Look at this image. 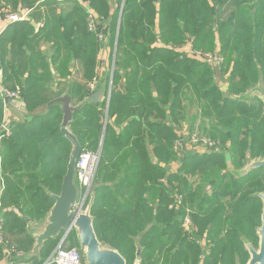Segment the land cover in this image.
Segmentation results:
<instances>
[{"label":"trees","instance_id":"16d2710c","mask_svg":"<svg viewBox=\"0 0 264 264\" xmlns=\"http://www.w3.org/2000/svg\"><path fill=\"white\" fill-rule=\"evenodd\" d=\"M85 2L0 0L12 12L17 7L32 11L28 20L10 24L2 34L0 70L5 86L19 89L27 112L67 90L72 104L80 105L68 127L82 151L98 148L105 125L94 180L104 185L95 190L90 208L98 240L116 249L126 264L136 258L138 236L139 264H197L205 250L180 233L186 207L194 211L195 230L204 231L213 244L202 264H235V254L244 262V240L254 239L260 225L257 194L264 192V167L242 177L224 169L226 154L232 170L241 169L247 158L264 157L263 101L222 97L211 64L175 47L189 42L201 53L218 54L231 93L258 81L259 74L264 80V0ZM87 7L106 25L103 41L88 31ZM32 20L41 21L37 32ZM104 38L114 64L105 78L111 81L107 112L105 100L83 103L99 76ZM41 42L47 50H41ZM2 116L0 100V126ZM61 121L60 107L52 105L29 121H6L8 135L0 137L4 233L21 253L33 244L22 217L40 221L54 201L46 190L60 191L70 148ZM180 122L190 134L196 129L199 138L219 139L226 152L183 148L178 155L176 141H190L177 135ZM174 163L175 172L169 168ZM171 203H177V212ZM59 237L46 240L30 260L14 256L15 264H42ZM68 238L67 246L76 245L73 229ZM3 260L0 245V264Z\"/></svg>","mask_w":264,"mask_h":264},{"label":"water","instance_id":"95a60500","mask_svg":"<svg viewBox=\"0 0 264 264\" xmlns=\"http://www.w3.org/2000/svg\"><path fill=\"white\" fill-rule=\"evenodd\" d=\"M53 76L55 77L54 74ZM217 80L220 81L217 84L220 88L224 89L223 92L227 95L224 97H229L233 100H240L241 98L244 99L245 96L252 95L253 93L260 96V94L254 89L250 91V93L243 94L241 97L236 98V96H233L228 92V86L225 82V79L221 78V80ZM104 92L105 90L102 88V86H98L97 89L87 97V99L84 101V104L87 102L98 104ZM67 93L68 92L51 100L49 103L41 105L31 113L27 112L26 108L23 105H20V108L23 109V111L25 110L24 113H22L21 118L26 120H31L33 117L44 114L52 105L60 106V109L62 111L61 132L71 144V150L68 156L66 171L62 177L60 191L58 194L48 193L54 200V203L49 209V212L47 213L43 224L35 228H30V226L28 227L27 224L26 229L29 235L34 239V247L33 251L28 253L24 257L30 258L32 256H39V249L46 240L50 238H58V236L62 232L65 233L72 228L79 246L78 249L81 252L82 264H126V260L116 249L98 240L94 231L93 217L90 213V208L93 201V193L95 192V189L99 186V184L94 183L92 186L89 195V197H91L92 199L90 203L86 204L83 207V202L79 201L80 189L76 183L75 178V163L78 154L82 150V147L77 138L69 130L68 124L72 120L73 112L76 111L80 105H72L71 97ZM105 99L108 106V92ZM262 100L264 104V98H262ZM103 137L104 128L99 142L100 149L102 147ZM226 164L227 171L233 173L234 175H239L240 177H242L254 168L264 167V157H258L251 160L250 163L245 164L246 166L244 168L242 167L239 170H232L228 159ZM257 196L261 199L262 202L260 225L257 229L259 242L257 249L253 248L246 242L244 243L245 249L250 255L246 264H264V194L258 193ZM22 219L28 222L25 217H22ZM140 252L141 248L137 246L136 258L138 261L134 264L140 263Z\"/></svg>","mask_w":264,"mask_h":264},{"label":"built area","instance_id":"2783aa9c","mask_svg":"<svg viewBox=\"0 0 264 264\" xmlns=\"http://www.w3.org/2000/svg\"><path fill=\"white\" fill-rule=\"evenodd\" d=\"M30 11L31 9L28 8L17 12H12L8 8L0 4V41H1V36L6 30V28L14 22L25 20L28 14L30 13ZM87 28L88 31L95 34L98 40L100 41L103 40V32L98 27L96 16L89 9L87 10ZM184 48H185V44H182L179 47L178 46L175 47V50L183 51L185 54H187L188 56L194 59L211 63V56L209 54H203L194 49L192 52H190L189 50L188 52H185ZM217 55L218 54L216 55L213 54L214 57L212 59L214 63L219 65L220 62L222 61V58L219 55L218 56ZM94 88H95V81L93 80L89 84V89L93 90ZM19 97H20L19 89L13 90L7 88L3 84L2 78L0 76V100L2 102L3 107L8 106V104L11 102L17 101ZM1 129L4 132L0 134V137L7 136L8 129L6 127L5 122H2ZM195 136L196 135H193L191 139L193 145L199 143L200 145H203V147L206 148L209 145H212L210 148L218 149L217 147H214L213 144L211 143L209 145H206V142L210 141L209 139L208 140L202 139L199 138L198 136L195 138ZM210 142L214 143L215 141H210ZM100 157H101V149L98 147L93 152L81 150V152L78 154L76 158L75 178H76V183L80 189L79 201L83 202L82 206L89 198L92 186L94 184V178L98 168ZM1 192H2V187H0V196H1ZM176 202L179 203L180 199H176ZM188 215L189 214L187 213L183 217L181 226L185 235H189L193 237L195 228L191 218ZM71 231L72 228L66 231L65 233L62 232L60 234L59 237L60 239L58 240L56 247L43 261L42 264H82V256L79 249L75 247L67 246L68 237ZM197 242H200V240L197 239ZM0 245L3 248V255H4V260L2 264H15V260L13 257L20 255L21 252L17 250L16 246L6 237V234L4 233V219H3V210L1 207V202H0Z\"/></svg>","mask_w":264,"mask_h":264},{"label":"rangeland","instance_id":"374dc122","mask_svg":"<svg viewBox=\"0 0 264 264\" xmlns=\"http://www.w3.org/2000/svg\"><path fill=\"white\" fill-rule=\"evenodd\" d=\"M82 5L83 4H85L86 2H85V0H78ZM123 1V0H122ZM111 6H114V3H112L111 4ZM89 8V7H88ZM12 9V8H11ZM24 9H28L27 7H17V9H14V11H18V10H24ZM90 9H92V11L95 13H93L92 11V13L94 14V15H96V17H97V14H96V12L93 10V8H90ZM113 10V8L111 7L110 8V10L109 11H112ZM11 11H13V10H11ZM121 11V5H120V7H119V12ZM97 19V18H96ZM118 20H119V15H118V18H117V21H116V25H118ZM97 21V20H96ZM98 23V27H99V29H101L102 31H103V29H105L106 28V25H104L105 23H102V22H97ZM214 29H215V27H214ZM104 34V33H103ZM95 35V34H94ZM96 37V36H95ZM97 39V38H96ZM98 40V39H97ZM98 41H100V40H98ZM101 41H103V40H101ZM101 43H103L104 45H106V48L107 49H109V46H108V41H107V39L105 40V38H104V42H101ZM101 43H99V45H101L102 46V44ZM181 46V45H180ZM46 48H45V50H47L48 49V45L47 46H45ZM177 47V46H176ZM179 47V46H178ZM192 48V49H191ZM104 49H105V46L102 48V50L100 51V52H98V55H99V60L101 61L102 59H105V61H104V63H103V66L105 67V71H103V72H101L99 69V72H98V74H99V77H96V78H94L97 82V84L100 82V81H107V79L105 80V78H106V76H111V69H113L114 68V64L112 63V61L111 60H109V55H111V53L109 54V53H105V51H104ZM193 45L191 44V43H186L185 44V48H184V51L185 52H188V50L190 51V52H192L193 51ZM219 49V47H217V50ZM194 50H196V51H198L197 49H194ZM203 54H209L210 56H211V67H212V70H213V73H214V80H215V83H217V82H220V81H218L217 79H219V80H221V78L222 79H224V75L222 74V70H221V65H217L216 63H214L213 62V54L214 53H210V50H208L206 53H203ZM115 57V52H114V49L112 50V57ZM218 56V55H217ZM111 61V62H110ZM221 62H224V61H221ZM220 62V63H221ZM222 65H223V63H222ZM102 66V67H103ZM103 69V68H102ZM101 69V70H102ZM101 72V73H100ZM218 76H219V78H218ZM256 90L259 94H260V96L262 97V98H264V80H262V77H261V75L259 74V77H258V81H256L255 83H252L251 85H248L245 89H243L242 91H238L237 93H231L233 96H236V98L237 97H241L243 94H248V93H250V91H252V90ZM67 92V90L64 92V93H66ZM221 94V93H220ZM221 96L223 97L224 95L223 94H221ZM258 94H252V96L247 100V101H245L246 103H252V101L254 100V99H257V100H260L261 102L263 101L262 100V98L260 97ZM103 100H105L103 103L104 104H106L107 105V103H106V99L105 98H103ZM102 100V101H103ZM240 100H243V98H241ZM263 104V103H262ZM24 105V104H23ZM25 107V106H24ZM263 110H264V104H263ZM32 112V111H31ZM31 112H29V113H31ZM18 114H19V116H18ZM20 115H22V113H17V114H15L14 115V117H15V120H19L20 118H21V116ZM3 117V116H2ZM19 117V118H18ZM2 121L1 122H6V121H9L8 119H5L4 117L1 119ZM105 122V121H104ZM199 123H200V118H198L197 119V121H196V123H195V126H197V127H199L198 125H199ZM186 125V123H183V122H180L179 123V125H178V127H176V133H177V135H180L181 136V138H184V139H186V138H190V141L188 140H186L185 141V143L187 144H181V140H177L176 141V144L174 145V149H175V151H178L177 152V154L179 153V152H181L182 153V149L184 148L186 151H188L189 153H192L193 151L194 152H198V151H202V150H204V149H209V150H212V151H215V152H217L218 150L217 149H215V148H210L212 145H209L210 143L211 144H213V146L214 147H219L218 149L220 150V151H222V152H226L225 151V144L224 143H222V141H220L219 139H216V140H210V141H215L214 143H215V145H214V143L213 142H210V141H207L206 142V145H209L207 148L206 147H203V145H200L199 143L198 144H195V145H193V144H191V143H193L192 141H191V139H192V136L193 135H196L195 136V138L198 136L197 135V133H196V129L194 130L195 132L194 133H189L188 132V130H189V128H188V126H185ZM105 126V125H104ZM104 126H103V128H104ZM210 127V126H209ZM70 130V129H69ZM103 131V130H102ZM3 132V131H2ZM190 135V136H189ZM101 136H102V133H101V135H100V139H101ZM100 139H99V141H100ZM208 140V139H207ZM102 143H103V141H102ZM179 143V144H178ZM184 146V147H183ZM98 147H99V143H98ZM70 150H71V144H70V148H69V153H70ZM101 150H102V147H101ZM217 150V151H216ZM227 150V149H226ZM69 153H68V156H69ZM180 154V153H179ZM178 154V155H179ZM251 160H253V159H249V158H247L246 159V161H245V163H244V165H242V167L244 168L246 165L245 164H247V163H250V161ZM169 168H170V170L171 171H173V172H175L176 170H177V167L176 166H172L171 164H170V166H169ZM256 168H254V169H252L250 172H252L253 170H255ZM226 172H229V171H227V168L226 169H224ZM197 172V171H196ZM249 173V172H248ZM197 175V174H196ZM195 175V176H196ZM95 177H96V174H95ZM194 180H197L198 178H197V176L195 177V178H193ZM94 180H95V178H94ZM2 185V183L0 184V186ZM206 189H208V186L206 185ZM48 193H50L48 190H46ZM261 193H263L264 194V192H261ZM94 197H95V192L93 193V201H94ZM92 199H91V197H89L88 199H87V201H86V203H85V205L86 204H88V203H90V201H92ZM93 201H92V203H93ZM174 202H176V198H174ZM53 203H54V201H53ZM2 205V204H1ZM53 205V204H52ZM170 205H172V203L170 204ZM172 206H174V209H172V210H174L175 212H177L178 211V207H177V203H176V205H172ZM171 206V207H172ZM52 207V206H51ZM50 207V208H51ZM49 208V209H50ZM49 209H48V211H46V213L44 214V216L40 219V221H37L36 223L38 224V226H41L42 224H43V222H44V220H45V217H46V215H47V213L49 212ZM184 211H186L189 215V217L191 218V220H192V222L194 223V220H193V217H192V214L194 213V211L191 209V208H188V210L186 209V207H184V209H183ZM186 213V214H187ZM195 224V223H194ZM196 225V224H195ZM257 229H258V227L256 228V230H255V232H254V235H255V237H254V239H252V240H246L245 242L246 243H248V244H250L253 248H255V249H257L258 248V242H259V238H258V236H257ZM183 232V233H182ZM204 232V231H203ZM200 233L198 230H195L194 231V233H193V237H191V236H189V235H185V233H184V231L182 230H180V233H181V235H182V237L184 236L185 238H186V241H191V242H195V243H197L196 241H197V239H199L200 240V243H201V245L199 246L200 247V249H203V250H205V252H203L204 253V256L205 255H207L209 252H210V250H211V248H212V242L211 241H209L208 240V238H207V236H206V233ZM28 236L32 239V241H33V244H32V246H31V248H30V250L28 251L29 253L30 252H32L33 251V247H34V239L32 238V236H30L29 234H28ZM69 239V238H68ZM76 240V239H75ZM209 241V242H207V241ZM244 242V243H245ZM15 243V242H14ZM198 244V243H197ZM79 247L78 246V243H77V240H76V245H71L70 247ZM137 246H140L139 245V236L138 237H136V238H134V248L135 247H137ZM56 247V246H55ZM141 248V247H140ZM54 250V249H53ZM52 250V251H53ZM245 251H246V255H245V261H246V259H247V261H248V259H249V253L247 252V250L245 249ZM136 254V253H135ZM195 255H196V252H195ZM201 256H202V250H201V254H200V257H199V260L197 261V264H202V260H201ZM238 255L237 254H235L234 255V262H235V264H245V261L244 260H242V261H244V262H241V261H238ZM244 258V257H243ZM138 260H137V258H135V257H133V259H132V264H134V263H136ZM161 264V263H160Z\"/></svg>","mask_w":264,"mask_h":264},{"label":"crops","instance_id":"0c3cea01","mask_svg":"<svg viewBox=\"0 0 264 264\" xmlns=\"http://www.w3.org/2000/svg\"><path fill=\"white\" fill-rule=\"evenodd\" d=\"M32 11H30V13H31ZM29 19V17L27 16V18L25 19V20H28ZM118 22H119V20H118ZM31 24L34 26V28H35V31L37 32L38 30H39V28L41 27V21L39 20V21H35V20H32L31 21ZM48 45V44H47ZM44 42H41L40 43V46H41V50L42 51H45V46H47ZM104 51H105V53L107 54V53H110V49H107L106 48V46H105V49H104ZM104 61H105V59H102L101 61H100V66L97 68V71L99 72V70L101 71V72H103V71H105L106 69H105V67L103 66V63H104ZM74 61H72V63H73ZM103 66V67H102ZM49 68H50V71H51V73H52V75L54 74L55 75V77L53 76V78L54 79H56L57 78V75L54 73V70H53V68H52V65H51V63H50V65H49ZM103 68V69H102ZM99 69V70H98ZM102 69V70H101ZM105 69V70H104ZM100 72V73H101ZM111 72H112V69H111ZM0 76H1V78H2V71L0 70ZM99 77V76H98ZM109 79H110V77H109ZM2 82H3V78H2ZM97 81H95V88L93 89V90H91V93L93 92V91H95L96 89H97V87L98 86H102V88L105 90V92L102 94V96H101V98H100V102L103 100V98H105L106 96H107V92H108V97H109V93H110V90H111V81H107V83H106V81H100L98 84L96 83ZM102 82V83H101ZM226 83H227V86H228V92H229V84H228V82L227 81H225ZM91 83V82H90ZM101 83V84H100ZM218 83V82H217ZM217 83H215L216 85H217V87H218V89H219V91H220V93L221 94H223L224 96H227L226 95V93H224L223 91H224V89H222V88H220L219 87V85L217 84ZM100 84V85H99ZM53 88H55L54 86H52ZM227 92V91H226ZM230 94H231V92H229ZM68 94V93H67ZM63 95V94H62ZM70 96V95H69ZM252 95H247V96H245L244 97V99H243V101H247L250 97H251ZM229 98V97H228ZM50 102V101H49ZM48 102V103H49ZM84 103V102H83ZM16 104V105H15ZM71 104H72V100H71ZM20 105H23V103H22V101H21V97H19V99L17 100V101H15V102H11V103H9L8 104V106H6V107H3V117L5 118V119H8L9 121H12V120H15V117H14V115L15 114H17V113H24V111H23V109H21L20 108ZM72 105H74V104H72ZM3 106V105H2ZM24 106V105H23ZM58 106V105H57ZM107 106V105H106ZM60 107V106H59ZM27 111V110H26ZM18 116H19V114H18ZM21 116V115H20ZM19 118V117H18ZM17 121H29V120H26V119H22V118H20L19 120H17ZM125 124V123H124ZM123 126V125H122ZM69 128V127H68ZM4 132V131H3ZM2 132V129H1V126H0V134L1 133H3ZM219 148V147H218ZM220 149V148H219ZM219 149H217L218 151H220ZM204 150H200L199 152H203ZM227 155V158H228V162L230 163V165H231V162H230V157H229V155L228 154H226ZM226 163H227V161H226ZM67 165V164H66ZM172 166H176V167H178V164L177 163H174ZM226 166H227V164H226ZM233 167H232V165H231V169H232ZM96 183H98L99 184V186L98 187H101V186H103L104 184H102L101 182H96ZM97 187V188H98ZM96 188V189H97ZM95 189V190H96ZM1 202V201H0ZM2 207V206H1ZM187 213V212H186ZM24 217V216H23ZM27 220H28V222H26V226H25V230H26V232H27V234H29L28 233V231H27V224H28V227L30 226V228H35V227H38V224L36 223V222H32V221H30L29 220V218H27V217H25ZM181 223H182V221H181ZM182 227V226H181ZM60 239V238H59ZM76 239V238H75ZM245 242V241H244ZM68 243V242H67ZM198 243H200V242H198ZM43 247V245L41 246V248ZM70 247V246H69ZM40 248V249H41ZM78 248V247H77ZM40 249H39V252H40ZM243 251H244V253H246V251H245V246H244V243H243ZM38 252V253H39ZM29 252H27V253H21L20 255H18V256H20V257H22L23 259H25V260H30V259H32V258H34V257H36V256H32V257H30V258H26V257H24L25 255H27ZM238 261H240V259H239V257H238ZM1 263V262H0ZM235 263V262H234ZM247 263V261L245 262V264Z\"/></svg>","mask_w":264,"mask_h":264},{"label":"flooded vegetation","instance_id":"af4514ba","mask_svg":"<svg viewBox=\"0 0 264 264\" xmlns=\"http://www.w3.org/2000/svg\"><path fill=\"white\" fill-rule=\"evenodd\" d=\"M197 242V241H196ZM198 243V242H197ZM198 244H200L201 245V243H198ZM204 254V253H203ZM202 254V256H201V260L204 258V255ZM246 261H247V259H246ZM245 261V262H246Z\"/></svg>","mask_w":264,"mask_h":264}]
</instances>
